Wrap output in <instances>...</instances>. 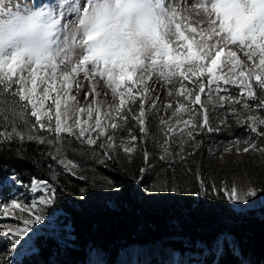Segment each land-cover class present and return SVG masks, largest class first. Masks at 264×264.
I'll use <instances>...</instances> for the list:
<instances>
[{
	"label": "snow or ice",
	"instance_id": "obj_1",
	"mask_svg": "<svg viewBox=\"0 0 264 264\" xmlns=\"http://www.w3.org/2000/svg\"><path fill=\"white\" fill-rule=\"evenodd\" d=\"M69 6L73 8L72 12L67 11ZM156 7L166 23H160L146 34L153 49L147 55L135 46L131 34L124 32L115 33L101 55L77 57L72 54L70 45L58 49L56 55L8 53L0 46V146L13 142H19L20 146L25 142L46 145L52 151L45 154L57 161L65 172L86 180L83 175L77 176L80 164L67 157L71 145L67 137L83 140L93 147V154L97 141L104 138L107 147L117 155L123 151L132 156L137 151V136L133 129L138 128L142 137H146L148 111H158L160 97H152L157 91L153 87V77H158L168 86L167 94L172 98L164 109L165 112L171 109L172 116L159 120L164 136L162 151L170 160L175 156L183 162L200 147L197 136L221 130L220 126L213 127L209 122V105L214 97L220 101L221 108L227 105L225 116L217 117L220 125L229 126L227 116L230 114L235 124L247 129L248 135L243 140L237 137L229 142L236 147L237 154L241 151V142L246 145L242 149L244 153L250 150L264 152V131H261L264 129V0H200L196 7L205 14V19L198 22L200 27L193 26L178 7H166V0H156ZM97 9L98 17L108 14L107 9L101 10L99 5ZM79 10L80 4L70 0V5L60 10L61 18ZM39 15L51 18L53 13L46 10ZM174 43L179 50L173 47ZM230 46H235L236 50ZM241 54L248 63L241 59ZM81 73L89 81L96 77L105 80L114 102L105 104L99 100L101 93L93 84L90 92H83L84 99L91 96L92 102L79 106L72 90L80 87L77 77ZM58 80L62 81L59 87ZM232 88L237 89L235 95ZM250 101L255 102L254 106ZM137 103L138 111H133ZM211 110L216 111L214 107ZM125 129L128 130L127 140L117 141L116 133ZM140 143H144L143 139ZM174 145L179 149L175 153ZM186 148L192 151L186 152ZM141 151L147 165L149 153L146 148ZM225 151L231 152V147ZM209 153L214 154L212 149ZM102 157H98L101 164L112 159L107 151ZM159 159L164 160L165 155ZM146 170L141 168L140 172ZM11 179L21 183L15 175ZM195 179L199 187L197 194L208 195L204 179L199 174ZM105 180L115 187L111 180ZM158 183L159 187L153 185L149 191H182L179 186L169 187L167 180ZM29 187L32 193L38 194L30 203L22 204L12 199L0 211V215L13 218L15 213L10 212V208L28 213V218L22 220L23 227L8 229L7 234L13 237V247L17 243L15 237L30 232L31 225L45 219L46 208L56 203L57 188L49 181L32 178ZM85 191L80 189L81 193ZM211 191L217 192L215 185ZM219 191L223 193L221 199L244 203H247L245 196L258 195L255 187L244 195H238L235 186ZM260 192L264 193V188ZM232 251L235 254L236 248Z\"/></svg>",
	"mask_w": 264,
	"mask_h": 264
},
{
	"label": "trees",
	"instance_id": "obj_2",
	"mask_svg": "<svg viewBox=\"0 0 264 264\" xmlns=\"http://www.w3.org/2000/svg\"><path fill=\"white\" fill-rule=\"evenodd\" d=\"M233 121L234 118L228 116V127L236 132L238 125ZM67 140L71 141L68 158H81L79 176L87 177L86 180L65 172L57 161L45 154L52 151L46 145L25 142L20 146L19 142H13L0 146V176L13 172L25 185H29L32 178L49 181L57 188L54 210L64 212L66 224L73 228V238L64 226L56 235L36 236L37 251L25 255L20 264H87L94 249L104 251L109 264H117L120 253L130 246L164 242L178 248L174 243L179 239L193 245L201 242L211 249L224 235L235 239L241 256L234 254L226 241L224 253L216 263L264 264V208L237 211L228 199L220 198L223 194L198 195L195 169L192 167L186 172L187 168L178 165L169 171V179L184 171L186 184L171 183V187L179 186L182 191L174 197L161 192L160 198L150 194L142 200L138 190L146 179L140 172L146 167L143 155L128 158L119 152L101 164L98 159L88 161V157L93 156L92 149L72 137ZM95 152L103 158V151L95 148ZM252 176L259 180L258 187L264 188V171L258 174L256 170ZM99 185L103 191H116L114 208L105 203V195L95 191ZM156 186H159L158 181ZM81 188L86 191L81 193Z\"/></svg>",
	"mask_w": 264,
	"mask_h": 264
},
{
	"label": "rangeland",
	"instance_id": "obj_3",
	"mask_svg": "<svg viewBox=\"0 0 264 264\" xmlns=\"http://www.w3.org/2000/svg\"><path fill=\"white\" fill-rule=\"evenodd\" d=\"M27 3L28 0H25ZM73 3H79V0H71ZM200 0H166V7L176 6L182 15H186L190 18V22L193 26L200 27L201 24L198 22L205 19V14L200 11L196 5ZM32 6L39 8L41 10L48 9L50 10V5L55 6L60 11L64 6L70 5V0H31ZM67 11L72 12L73 8L69 6ZM73 14H67L65 19L70 21L72 20ZM203 26L206 27V24ZM173 47H176L179 50L176 43L173 44ZM233 50L235 49V46ZM241 59L246 61V58L242 56ZM27 75V73H25ZM155 84L153 87L157 89L156 92L152 93L154 98L156 95H159L160 99L157 102L156 110H149L147 114V128L148 133L146 137H142V134L139 132L138 128H134V132L137 136V151L132 156L129 154L120 151V153L128 158H133L136 155H142L141 148H146L149 153V161L146 165V171L144 172L143 183L140 185L138 194L144 200L150 194H153L156 198L162 196L161 192H152L149 189L155 185L157 181L167 180L169 187L171 183L174 184L178 182L180 185L186 184V180L183 176L184 171L175 176V180L169 179V171L174 165L181 166V168H194L195 175L199 174L203 179L205 184L208 187L209 192L213 185H215L217 192L213 193L215 195L223 194L219 190L221 188L230 189L232 186L238 187L236 180L245 179L250 190L256 188L258 195L256 197L248 196L245 200L250 205L244 206V202H235L230 201L233 208L237 211H251V210H260L264 208V193L260 192L258 187L259 180L252 176L256 172L260 174L261 171H264V152L258 151H249L244 153L242 151L243 147L246 145L241 142L239 147L241 151L237 154L236 147L232 146L229 142L237 138V136H242L241 140L248 135L247 129L245 127L238 126V131H231L229 127H224L220 125L219 119L217 117L223 118L227 111V105L224 108L220 107V101L213 98L211 104L209 105V122L213 127L220 126L221 130L219 132L212 133H203L197 136V140L201 141L200 147L190 156H188L183 162L180 161L179 157H175L170 160L169 157L163 153L162 145L164 142V136L159 128V120H167L172 116V110L168 109L165 112V105L171 102L172 98L168 96V86H166L163 79L158 77H153ZM80 87H74L72 94L76 95V99L79 102V106H87L92 102V97L89 99H84L83 92L91 91V86L94 84L96 90L101 93L99 100L105 102V104H112L114 101L112 99L111 90L107 87L106 81L102 80L100 77L89 81L84 78L83 73L79 74L77 77ZM151 83V82H150ZM62 84V81H57V86L59 87ZM42 90V89H41ZM237 89L232 88V93L235 95ZM107 93V95H105ZM222 95L224 93H221ZM207 103V101H205ZM254 103L255 102H251ZM198 107V106H197ZM215 108L216 111L212 112V108ZM133 111H138V103L133 108ZM11 113H9V116ZM260 115L261 113H255ZM228 116H231L230 114ZM227 116V119H228ZM264 131V129H261ZM111 134V130L109 131ZM67 135V134H65ZM95 135V134H93ZM254 135V134H253ZM117 141L120 139L127 140L128 130L118 131L116 133ZM75 139L74 137H72ZM143 139L144 143H140ZM81 145L89 147L93 150L92 146H89L83 140L75 139ZM178 143V141H177ZM231 147V152H226L225 149ZM95 148L100 149L101 151H107L109 155L114 158L117 155V152L112 151L104 142V138H101L97 141ZM174 153L179 149L173 146ZM209 149H212L213 153L210 155ZM191 148H186V152H191ZM93 152V151H91ZM68 154V153H67ZM165 155L164 160H160L159 157ZM68 157V155H67ZM99 157V154L95 152L93 156L88 157V161L92 160L94 162ZM80 164V159H73ZM169 164L172 167H169ZM94 168L93 166L91 167ZM82 169L81 164L80 168L77 170V176L80 174ZM186 169V170H187ZM17 174L11 172L7 175L0 176V211H2L4 204H10L12 199H17L22 204L30 203L38 194H34L30 191L29 185L26 186L22 183H17L11 178ZM169 176V177H168ZM74 177V176H73ZM19 178V177H18ZM20 180V179H19ZM173 180V181H171ZM253 181V182H250ZM50 183V182H49ZM159 187V186H156ZM97 193L105 195V203L109 207L114 208L117 200L115 198L116 191L108 190L103 191L99 185V188L95 190ZM238 195L241 193L237 190ZM167 195L171 194L174 197L175 193L165 192ZM54 205L46 208L45 210V219L39 224L31 225V231L26 233L23 236L15 237L17 241L16 246L13 247L12 240L13 237L8 235L9 228L23 227L22 220L28 218V213H21L19 210L9 209L10 212L15 213V218L13 216H4L0 215V264H20L24 254H31L37 251V248L34 246V238L38 235H47L53 236L56 235L62 226L66 229L65 231L69 233V237L73 238L72 226L68 223L66 224L64 216L65 213L61 211L54 210ZM117 207V206H116ZM227 241L228 248H236V254L241 256L238 251V247L235 239L230 235L221 236L216 245L212 248H206L204 244L198 242L196 245L191 244L188 240H179L177 243L180 244V247L174 248L169 247L164 242H159L156 244H147L144 246L134 245L127 247L119 258H117V264H219L216 263L214 257L223 255L224 253V243ZM219 245V251L217 246ZM205 249V250H203ZM107 254L102 250H93L91 254V259L87 261V264H109L106 260ZM243 264H247L246 262Z\"/></svg>",
	"mask_w": 264,
	"mask_h": 264
},
{
	"label": "clouds",
	"instance_id": "obj_4",
	"mask_svg": "<svg viewBox=\"0 0 264 264\" xmlns=\"http://www.w3.org/2000/svg\"><path fill=\"white\" fill-rule=\"evenodd\" d=\"M79 4V12L68 21L61 18L55 6L50 5V18L39 15L48 9L33 7L31 0H0V46L8 53L56 55L58 49L70 45L77 57L101 55L113 35L124 32L131 34L135 46L147 55L153 49L146 34L166 23L156 0H92L91 4L89 0H79ZM97 5L101 10L107 9L108 14L98 17Z\"/></svg>",
	"mask_w": 264,
	"mask_h": 264
},
{
	"label": "bare ground",
	"instance_id": "obj_5",
	"mask_svg": "<svg viewBox=\"0 0 264 264\" xmlns=\"http://www.w3.org/2000/svg\"><path fill=\"white\" fill-rule=\"evenodd\" d=\"M236 183L238 184L237 190L241 193V195H244V193L248 190H250V187L248 186L245 179L236 180ZM248 198V196H245V199ZM250 205L248 202L247 204H244V206Z\"/></svg>",
	"mask_w": 264,
	"mask_h": 264
}]
</instances>
